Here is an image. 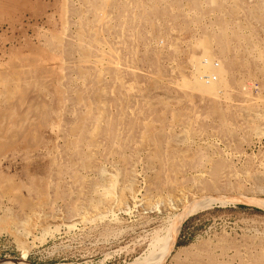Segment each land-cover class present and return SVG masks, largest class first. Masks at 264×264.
<instances>
[{
	"label": "rangeland",
	"instance_id": "374dc122",
	"mask_svg": "<svg viewBox=\"0 0 264 264\" xmlns=\"http://www.w3.org/2000/svg\"><path fill=\"white\" fill-rule=\"evenodd\" d=\"M16 6L0 19V264H264V0ZM121 167L151 209L99 210ZM181 190L202 194L160 209ZM180 215L163 255L152 242Z\"/></svg>",
	"mask_w": 264,
	"mask_h": 264
},
{
	"label": "bare ground",
	"instance_id": "6f19581e",
	"mask_svg": "<svg viewBox=\"0 0 264 264\" xmlns=\"http://www.w3.org/2000/svg\"><path fill=\"white\" fill-rule=\"evenodd\" d=\"M213 1V0H212ZM28 2H29V0H0V19H1V16H2V6L3 5H6V4H10V5H19V4H21V5H23V6H27V4H28ZM106 2V1H105ZM107 3V2H106ZM36 4V6H35V11L36 12H38L39 13V11H40V9L42 8V6L39 4V2H36L35 3ZM17 7V6H16ZM10 8V7H9ZM12 8V7H11ZM21 8V7H20ZM25 8V7H24ZM13 10V12H15L14 11V9H12ZM30 10V9H29ZM8 11H9V9H8ZM112 11H113V9H112ZM6 12V11H5ZM104 13V12H103ZM81 14H82V12H81ZM87 26V25H86ZM94 30V29H93ZM63 32V31H62ZM225 32V31H224ZM80 33V32H79ZM222 33V32H221ZM223 34V33H222ZM219 35V34H218ZM225 35V33L223 34V36ZM207 36H209V35H207ZM204 37H206L205 35H204ZM217 37V36H216ZM59 38V37H58ZM80 38V37H79ZM214 39H215V37H213ZM218 38V37H217ZM209 39H210V37H209ZM213 39V40H214ZM219 39H220V37H219ZM219 39L218 40H216L217 42L219 41ZM224 39V38H223ZM204 41V43L202 42L201 44H203L204 45V48L205 47H207V45H208V38H206V39H203ZM94 41V40H93ZM202 41V40H201ZM226 41V40H225ZM220 42H221V40H220ZM199 43V42H198ZM226 43V42H225ZM209 44H210V41H209ZM219 44V43H218ZM222 44H224V43H221V45ZM98 45V44H97ZM203 45H201L202 47H203ZM219 46H220V44H219ZM223 46V45H222ZM221 46V47H222ZM221 47H219V48H221ZM224 47H225V45H224ZM100 48V47H99ZM193 48V47H192ZM209 48V47H208ZM208 48H206V49H208ZM227 48H228V46H227ZM100 49H102V48H100ZM224 49H226V48H224ZM99 50V49H98ZM105 50V49H104ZM220 50H223L222 48L220 49ZM225 51V50H224ZM224 51H221V53L223 52V54L225 55V53H224ZM104 52V51H103ZM226 52H229V51H226ZM228 54V53H227ZM208 56V55H207ZM103 57H105V56H103ZM79 59H80V57H78ZM235 59V58H234ZM190 60V59H189ZM209 60V58L207 57L206 58V62L203 64V65H199L198 67H197V72L199 73V77L202 79H200L201 81H205L208 85H210L211 87H216L215 86V83H214V81L212 80V79H214V78H212V77H214L215 75H216V73L214 72L215 70L214 69H212V67L210 66V64H209V62L210 61H208ZM97 61V60H96ZM101 61L103 62V60L101 59ZM229 61V60H228ZM227 61V62H228ZM87 62V61H86ZM192 62V61H191ZM97 64V63H96ZM193 64H195V63H193ZM197 64V63H196ZM195 64V65H196ZM98 65V64H97ZM226 65H229V64H226ZM100 66V65H99ZM228 67V66H227ZM194 68V67H193ZM195 69V68H194ZM100 73V72H99ZM101 75V74H100ZM98 76H99V74H98ZM198 77V78H199ZM215 78H217V77H215ZM98 80V79H97ZM216 81H217V79H216ZM191 85V84H190ZM79 100H80V98H79ZM80 102V101H79ZM89 102V101H88ZM101 105V104H100ZM215 109V108H214ZM100 112V111H99ZM99 115H101V113L99 114ZM103 115V114H102ZM84 119V118H83ZM82 120V119H81ZM95 120H97L96 122H98V119H95ZM96 122H94L95 124H96ZM99 123H100V118H99ZM98 123V124H99ZM79 124V123H78ZM94 124V125H95ZM99 125H97L96 124V127H98ZM78 127V126H77ZM77 127L76 128H73V130L75 129H77ZM95 127V126H94ZM94 127H93V129H94ZM95 127V128H96ZM72 129V128H71ZM71 129H70V131H71ZM69 131V132H70ZM91 131V130H90ZM93 131V130H92ZM94 131H96V132H98L97 131V128L94 130ZM93 131V132H94ZM75 132V131H74ZM89 132V131H88ZM96 132H94L95 134H94V136L96 135ZM118 132V131H117ZM72 133V132H71ZM71 133H69V134H71ZM89 134H91V133H89ZM88 134V135H89ZM92 135V134H91ZM93 136V135H92ZM89 138V137H88ZM90 138H91V140H92V137L90 136ZM152 138V137H151ZM93 139H94V137H93ZM66 141H67V139H66ZM93 141V140H92ZM116 141V140H115ZM148 141V140H147ZM146 141V142H147ZM152 141H154V139L152 140ZM74 142V141H73ZM89 142V144H90V141H88ZM95 142V141H94ZM146 142H144V143H146ZM154 143H155V141H154ZM96 145H94V147H95ZM97 146H99L98 144H97ZM113 146V145H112ZM142 146V145H141ZM66 147V146H65ZM92 147V146H91ZM157 147V146H156ZM76 148V147H75ZM88 148V147H87ZM90 148V147H89ZM199 148V147H198ZM98 149V148H97ZM136 149H137V147H136ZM144 150H151L152 149V146L150 145V144H146L145 146H144V148H143ZM154 149V148H153ZM157 149H159V146H158V148ZM89 150V149H88ZM143 150V151H144ZM161 150V149H160ZM160 150H159V153H160ZM182 151H183V149H181ZM180 150V151H181ZM90 151V150H89ZM94 151V150H93ZM92 151V152H93ZM138 151V150H137ZM142 151V150H141ZM153 151V150H152ZM179 151V152H180ZM186 151V149H184V152ZM110 152H111V149H110ZM151 152V151H150ZM164 152H165V150H164ZM171 152V151H170ZM169 152V153H170ZM88 153V152H87ZM141 153V155H142V152H140ZM145 153V152H144ZM149 153V152H148ZM199 153V152H198ZM197 153V154H198ZM201 153H202V151H201ZM109 154V153H108ZM152 154V153H151ZM155 154V153H154ZM158 154V153H157ZM172 154V153H171ZM175 154V153H174ZM183 154V153H182ZM181 153H180V155H182ZM188 155V157L190 156V154L189 153H187ZM197 154H195V155H197ZM200 154V153H199ZM146 155V154H145ZM148 155V154H147ZM150 155V154H149ZM167 155V154H166ZM176 155H177V153H176ZM192 155V154H191ZM87 156H89V155H87ZM94 156V155H93ZM139 156V155H138ZM144 156V155H143ZM152 156V155H151ZM153 156H155L156 157V155H153ZM90 157V156H89ZM91 157H92V155H91ZM142 157V156H141ZM159 157V156H158ZM185 157H186V154H185ZM184 157V158H185ZM196 157V156H195ZM199 157H200V155H199ZM98 158V157H97ZM120 158H122V157H120ZM135 158V157H134ZM139 158V157H138ZM146 158V157H145ZM148 158V161H150V163H152V158L153 157H147ZM160 158H161V156H160ZM165 158V157H164ZM168 158V157H167ZM166 158V159H167ZM173 158H174V155H173ZM183 158V157H182ZM183 158V159H184ZM67 159H68V157H67ZM123 159H125V158H123ZM122 159V160H123ZM151 159V160H150ZM157 159V158H156ZM155 159V160H156ZM175 159V158H174ZM177 159V158H176ZM115 160H116V157H115ZM139 160V159H138ZM141 160V159H140ZM159 161H157V163H158V166L160 167V159H158ZM178 160V159H177ZM186 160H188V159H186ZM191 161H192V159H190ZM196 160H198V157H197V159ZM87 161V160H86ZM85 161V162H86ZM90 161V160H89ZM113 161V160H112ZM117 161V160H116ZM132 161H134V159L132 160ZM147 161V162H148ZM166 161V160H165ZM168 161H170V160H168ZM167 161V162H168ZM173 161V160H172ZM179 161V160H178ZM177 161V162H178ZM84 162V161H83ZM138 162H141V161H137V163ZM166 162V163H167ZM125 163H126V161H125ZM125 163H124V165H125ZM144 163V162H143ZM153 163H155V161L153 162ZM165 163V164H166ZM199 163V162H198ZM70 164V163H69ZM120 164H122V162L120 163ZM131 164V163H130ZM133 164H134V162H133ZM136 164V163H135ZM180 164V163H179ZM110 165H112V164H110ZM119 165V164H118ZM117 165V166H118ZM127 165V164H126ZM139 165H141V164H139ZM150 165L151 164H149L148 166L150 167ZM154 165V164H153ZM167 165H170V163L168 162V164ZM181 165V164H180ZM123 166V165H122ZM135 166V165H134ZM156 166V165H155ZM166 166V165H165ZM164 166V167H165ZM152 167V166H151ZM170 167V166H169ZM168 167V168H169ZM71 168V167H70ZM87 168V167H86ZM85 168V169H86ZM108 168V167H107ZM116 169H117V167H115ZM114 168V169H115ZM122 168V167H121ZM120 168V169H121ZM146 168V167H145ZM153 168H155V167H153ZM163 168V167H162ZM173 167L171 166V169H172ZM199 168V167H198ZM88 169V168H87ZM111 169V168H110ZM109 169V170H110ZM115 169V170H116ZM123 169V168H122ZM132 169V168H131ZM148 169V168H147ZM146 169V170H147ZM89 170V169H88ZM113 170V169H112ZM114 170V171H115ZM118 170V169H117ZM117 170H116V172H117ZM125 170V168L123 169V171ZM154 170V169H153ZM178 170H179V168H178ZM177 170V171H178ZM149 171V170H148ZM156 171V170H155ZM160 171V170H159ZM163 171V170H162ZM165 171H166V169H165ZM172 171H173V169H172ZM59 172V171H58ZM73 172V171H72ZM91 172V171H90ZM113 172V171H112ZM112 172L110 171V173L109 172H106V173H109V175L112 177H116L117 176V178H116V180L114 179L113 181H117L116 182V184H114V185H112V187H110V189L109 188H102V187H104L103 185H102V187H100L101 189H102V191H103V189H106V190H104V192L102 193V191H101V189H100V191H101V193L103 194V196H104V203L101 205V207L99 206V210H102L103 212L104 211H106V210H122V208L124 207V209H126L125 208V205H126V203H128L129 205H128V207L130 206V204L133 206V207H135L137 210L138 209H144V210H146L147 208H149V209H151L150 207H147L148 205V203H150V201H144V199H146V197H144L145 195H142L143 196V198H139L138 197V190L139 189H137L136 187H137V185H135L134 186V184H135V176H136V174H134V172H135V170H134V172L132 171V173H131V175H128L129 173H125V171H124V173L122 172L119 176H118V174L117 173H120V172H117V173H115V174H117L116 176L115 175H113L112 174ZM139 172V171H138ZM156 172H158V169H157V171ZM169 172H170V170H169ZM75 173V172H74ZM104 173H105V171H104ZM141 173V172H140ZM153 173H154V171H153ZM172 173H174V172H172ZM176 173V174H175ZM173 175H174V177L176 176H179L178 175V172H175ZM77 174H78V172H77ZM87 174V173H86ZM155 174V173H154ZM157 174V173H156ZM164 174H165V172H164ZM166 174H168V171H167V173ZM192 174V173H191ZM91 175V174H90ZM104 175V174H103ZM138 175V174H137ZM145 175V174H144ZM180 175H182V174H180ZM88 176H89V174H88ZM104 176H106V175H104ZM139 176V175H138ZM137 176V177H138ZM146 176V175H145ZM155 176H158V175H155ZM73 177H76L75 175H73ZM110 177V178H111ZM150 177V176H149ZM159 177V176H158ZM157 177V178H158ZM82 178V177H81ZM84 178V177H83ZM142 178V177H141ZM156 178V179H157ZM192 178V177H191ZM111 179H113V178H111ZM137 179V178H136ZM143 179H145V177H143ZM150 179H151V177H150ZM159 179V178H158ZM157 179V180H158ZM176 179V178H175ZM178 179V178H177ZM177 179H176V181H177ZM80 180V179H79ZM107 180V179H106ZM166 180V179H165ZM174 180V179H173ZM145 181V180H144ZM155 181V180H154ZM169 181H170V178H169ZM175 180H174V182L175 183H169L168 181V183L171 185V184H176V183H178V181L176 182ZM179 181H180V179H179ZM74 182H75V179H74ZM81 182V181H80ZM107 182V181H106ZM111 182H112V180H111ZM111 182H109V183H111ZM151 182V181H150ZM158 182H159V180H158ZM97 183V182H96ZM102 183V182H101ZM104 183V182H103ZM153 183V182H152ZM155 183V182H154ZM157 183V182H156ZM165 183V182H164ZM167 183V184H168ZM107 184V183H106ZM143 184V183H142ZM168 184V185H169ZM80 185V184H79ZM154 185H156V184H154ZM106 186H108V185H106ZM111 186V185H110ZM142 186V185H141ZM140 186V187H141ZM148 186H149V184H148ZM147 186V187H148ZM152 186H153V184H152ZM158 186V185H157ZM164 186V185H163ZM180 186V185H179ZM80 187V186H79ZM79 187H78V189H79ZM98 187V186H97ZM98 187V188H99ZM155 187V186H154ZM161 187V186H160ZM96 188V187H95ZM142 188V187H141ZM156 188V187H155ZM179 188V187H178ZM147 189H149V188H147ZM154 189V188H153ZM157 189V188H156ZM165 189V188H164ZM168 189H169V187H168ZM180 189H183V188H180ZM152 190V189H151ZM158 190V189H157ZM161 190H163V188H161ZM167 190V189H166ZM171 190H173V188L171 189ZM170 190V191H171ZM154 191V190H153ZM170 191H168V192H170ZM174 191H176V190H174ZM179 191V190H178ZM148 192H150L149 190H148ZM158 192H159V190H158ZM161 192V191H160ZM163 192H165V191H163ZM172 192V191H171ZM95 193H96V190H95ZM147 193V192H146ZM151 194H155V193H153V192H150ZM179 193V192H178ZM199 193V192H198ZM86 194V193H85ZM101 194V195H102ZM160 194V193H159ZM168 195H169V193H167ZM166 194V192H165V195H167ZM173 194H175L174 192H173ZM202 194V193H201ZM201 194H199L200 196H201ZM101 195H99V197H103V196H101ZM167 195V196H168ZM199 195H197L196 194V192H194V191H190V190H181V193L179 194V195H177V197L174 199V197H173V195L172 194H170V196H172L173 197V199H171L170 198V196H169V198L172 200V202H170V200L168 199V200H166L167 201V203L165 202V203H163V204H166V205H161V207L162 208H160V209H166V210H176V209H178V208H186V207H188L189 206V204L190 203H193V201H195V200H197L198 199V196ZM57 196V195H56ZM142 196H140V197H142ZM54 198V197H53ZM58 198V197H57ZM56 198V199H57ZM149 197H148V195H147V199H148ZM150 198H153V197H150ZM154 198H155V195H154ZM166 198V197H165ZM168 198V197H167ZM201 198V197H200ZM48 199V198H47ZM156 199V198H155ZM212 199V198H211ZM54 200V199H53ZM159 200V199H158ZM83 201V200H82ZM169 201V202H168ZM76 202H78V200H76ZM76 202H74V203H76ZM91 202V201H90ZM145 202H148L147 204L145 203ZM92 203V202H91ZM95 203V202H94ZM160 203V202H159ZM51 204H52V202H51ZM153 204H155V203H153ZM94 205V204H93ZM95 207H98L97 205L98 204H96L95 203ZM150 206V205H149ZM151 206H153L152 205V203H151ZM160 206V205H159ZM73 207V206H72ZM94 207V206H93ZM127 207V208H128ZM91 208H92V206H91ZM194 208V207H193ZM196 208V207H195ZM52 210L53 211V209H52V207L51 208H49V210ZM57 209V208H56ZM74 209V208H73ZM83 209H85V208H83ZM129 209H131V208H129ZM190 209H192V208H190ZM98 210V211H99ZM128 210V209H127ZM136 210V211H137ZM139 210V211H140ZM183 210V209H182ZM46 211V210H45ZM85 211V210H84ZM88 211V210H87ZM96 212L97 213V215H98V213H100V212ZM101 211V212H102ZM143 211V210H142ZM163 211V210H162ZM34 212V211H33ZM37 212V211H36ZM42 212V211H41ZM41 212H40V214H41ZM60 212V211H59ZM62 212V211H61ZM112 212V211H111ZM115 212H117V211H115ZM124 212V211H123ZM127 212V211H126ZM169 212V211H168ZM31 213V212H30ZM53 213H54V211H53ZM78 213H81V212H78ZM89 213V212H88ZM47 214V213H46ZM52 214V213H51ZM59 214V213H58ZM83 214H85V213H83ZM82 214V216H84ZM87 214V213H86ZM91 214V213H90ZM103 213H101L100 215H102ZM105 214V213H104ZM53 216H54V214H52ZM56 215V214H55ZM62 215V214H61ZM88 215V214H87ZM87 215H85V216H87ZM94 215V214H93ZM178 215V214H177ZM57 216V215H56ZM56 216H54V218L56 217ZM81 216V217H82ZM99 216V215H98ZM186 216V215H185ZM31 217H33L34 218V216H31ZM47 216L46 215H37L36 216V221H40V220H43V219H45ZM50 217H51V215H50ZM60 217L61 216H59V219H60ZM81 217H79L80 219H81ZM88 217H91V216H88ZM54 218H51V220H53ZM57 218V217H56ZM75 218H78V216L77 217H75ZM74 218V220H78V219H75ZM83 218V217H82ZM86 218V217H85ZM58 219V218H57ZM57 219H55V221L57 220ZM182 219H183V215H180V216H178L176 219H174L173 220V222L168 226V228L166 229V234L163 236V237H160V236H156L155 237V239H154V241L152 242V247L153 248H155L156 247V245H158V243L159 242H161L162 241V244H161V246H160V250L162 251V254L163 255H167L170 251H171V249H172V246H173V243L175 242V238H176V235H177V232H178V230H179V227H180V225H181V223H182ZM49 219H47V221H48ZM74 220H72L73 222H75ZM87 220V219H86ZM34 221V220H33ZM84 221V220H83ZM172 221V220H171ZM43 222V221H42ZM51 222H53V221H51ZM38 223V222H37ZM45 223V222H44ZM44 223H42V224H44ZM59 224L60 223H62V220L60 221V222H58ZM64 223V222H63ZM33 224H34V222H33ZM67 225V224H66ZM69 225V224H68ZM35 226H36V223H35V225H34V227L33 226H31V228L33 227V228H35ZM30 228V230H32ZM36 229V228H35ZM29 230V229H28ZM155 235V234H154ZM159 250V249H158ZM151 253V252H150ZM159 256V255H158ZM163 257V256H162ZM142 258H144V257H142ZM146 258V257H145ZM156 258H157V255H156ZM161 259H163V258H161ZM139 261V262H138ZM142 262V259L141 260H135V261H133V262H131L130 264H140L141 262ZM148 261H150V260H148ZM143 262H146V261H143ZM142 262V263H143ZM158 262H159V260H158ZM141 263V264H142ZM152 264H156L155 262H151ZM3 264H9V263H7V262H4ZM159 264V263H158Z\"/></svg>",
	"mask_w": 264,
	"mask_h": 264
}]
</instances>
